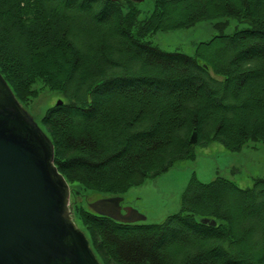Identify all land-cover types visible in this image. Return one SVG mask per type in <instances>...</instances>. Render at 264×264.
<instances>
[{"label": "trees", "instance_id": "1", "mask_svg": "<svg viewBox=\"0 0 264 264\" xmlns=\"http://www.w3.org/2000/svg\"><path fill=\"white\" fill-rule=\"evenodd\" d=\"M226 15L252 27L195 56L145 40ZM0 71L25 106L39 80L62 95L40 126L70 186L124 195L198 145L264 141V0H155L146 18L131 0H0ZM76 214L103 264H264V177L242 188L194 174L158 223Z\"/></svg>", "mask_w": 264, "mask_h": 264}, {"label": "water", "instance_id": "2", "mask_svg": "<svg viewBox=\"0 0 264 264\" xmlns=\"http://www.w3.org/2000/svg\"><path fill=\"white\" fill-rule=\"evenodd\" d=\"M196 141L194 130L190 142ZM54 154L52 140L0 71V264H102L75 222L71 187ZM123 199L102 197L89 207L119 222L146 220ZM201 222L216 225L207 217Z\"/></svg>", "mask_w": 264, "mask_h": 264}, {"label": "rangeland", "instance_id": "3", "mask_svg": "<svg viewBox=\"0 0 264 264\" xmlns=\"http://www.w3.org/2000/svg\"><path fill=\"white\" fill-rule=\"evenodd\" d=\"M137 6L140 18H146L155 7V0H143ZM251 23L232 15L203 19L188 27L160 29L145 38L164 51L182 52L195 56L197 45L215 35L232 34L237 30L250 28ZM213 73V72H212ZM216 77L217 74L213 73ZM37 93L25 107L35 120L42 124V117L49 107L62 99V95L45 86L42 81L35 83ZM194 159L179 161L168 171L149 177L134 185L124 197L122 204L138 209L147 216L146 223L162 222L168 215L181 209V196L192 175L201 181H211L219 176L230 179L239 187L248 188L258 178L264 177V141L248 139L240 149L232 150L218 141L207 146H196ZM71 187L70 206L79 227H83L76 214V206L89 209V203L102 197L112 196L95 190L84 189L81 185Z\"/></svg>", "mask_w": 264, "mask_h": 264}, {"label": "flooded vegetation", "instance_id": "4", "mask_svg": "<svg viewBox=\"0 0 264 264\" xmlns=\"http://www.w3.org/2000/svg\"><path fill=\"white\" fill-rule=\"evenodd\" d=\"M123 205V204H122ZM123 207H124V205H123Z\"/></svg>", "mask_w": 264, "mask_h": 264}]
</instances>
